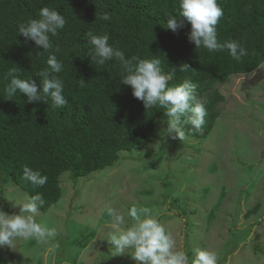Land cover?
I'll return each mask as SVG.
<instances>
[{"label": "trees", "instance_id": "1", "mask_svg": "<svg viewBox=\"0 0 264 264\" xmlns=\"http://www.w3.org/2000/svg\"><path fill=\"white\" fill-rule=\"evenodd\" d=\"M223 16L216 26L218 41L236 40L247 49L240 62L228 51L208 52L196 48L188 39L190 25L173 33L166 29L169 16H178L179 0H0V191L9 183L30 198L42 193L46 213L60 200V176L69 173L73 180L112 166L119 153L152 142L160 121L166 122V109H146L132 95L130 86L120 84L122 66L113 59L103 66L88 57L87 31L108 34L109 43L123 50L126 58H158L165 73H175L169 86L185 78L197 84V97L207 108L205 125L196 132L183 125L186 136L205 138L219 117L217 105L224 96L213 86L224 85L236 75H246L264 63V0H217ZM54 8L66 20L63 30L50 34L53 48L48 52L18 33L20 24L38 19L39 10ZM107 11L111 17H99ZM55 52L63 70L54 73L64 81L68 105L54 108L51 100L27 102L24 94L6 100L3 89L10 68L21 78H33L47 68V57ZM182 64L190 69L179 71ZM39 90V89H38ZM161 121V122H162ZM38 169L48 177L41 188L22 179L23 166ZM255 204L246 216L256 214ZM0 264H8L0 254Z\"/></svg>", "mask_w": 264, "mask_h": 264}, {"label": "rangeland", "instance_id": "2", "mask_svg": "<svg viewBox=\"0 0 264 264\" xmlns=\"http://www.w3.org/2000/svg\"><path fill=\"white\" fill-rule=\"evenodd\" d=\"M213 87L224 101L205 138L172 139L161 120L152 142L119 153L112 166L76 180L63 173L60 200L35 217L56 235L0 247L7 263L137 264L106 240L113 231L107 207L126 214L135 205L164 223L190 257L206 248L218 264H264V63ZM28 198L9 183L0 211L19 214ZM257 203L261 209L246 216Z\"/></svg>", "mask_w": 264, "mask_h": 264}, {"label": "clouds", "instance_id": "3", "mask_svg": "<svg viewBox=\"0 0 264 264\" xmlns=\"http://www.w3.org/2000/svg\"><path fill=\"white\" fill-rule=\"evenodd\" d=\"M38 19H29L20 24L18 33L25 42H34L37 48L42 47L48 52L53 48L50 34L56 36L66 25L64 16L54 8L42 7ZM223 16V9L217 0H179L178 16H169L166 29L173 33L190 25L188 39L196 48H204L208 52L227 50L230 57L240 62L247 56V49L236 40L218 41L216 26ZM103 21L111 19L105 11L99 17ZM87 44L90 45L88 57L93 64L103 66L115 59L122 66L120 84L130 86L132 95L143 102L146 109L156 106L165 108V128L172 139L184 140L183 125H191L196 132H201L207 116L206 104L197 97V84L191 78H185L182 83L169 86V81L175 73H165L158 58L141 59L138 56L126 58L125 52L109 43L108 34H95L92 31L84 33ZM47 57V68L41 69L37 76L38 84L33 78H21L17 68H10L5 79L9 82L4 86L6 100H13L16 94H24L27 102L51 100L54 108L68 105L64 95V81L54 73L63 70V62L57 59L55 52ZM190 69L188 64H182L179 71ZM243 76V75H237ZM39 89V90H38ZM22 179L34 188L43 187L48 177L38 169L28 165L23 166ZM45 204L42 193H36L19 203V214L9 215L0 211V247H10L17 238L35 239L38 243H47L56 235L55 228H47L38 223L36 216ZM108 214L112 217L113 231L106 239L111 249L117 255L129 254L137 264H218L217 254L209 249H195L190 257L185 251L177 250L176 240L164 223H162L147 208L133 205L126 214L108 206ZM250 216V215H249ZM132 221L128 223V219Z\"/></svg>", "mask_w": 264, "mask_h": 264}]
</instances>
